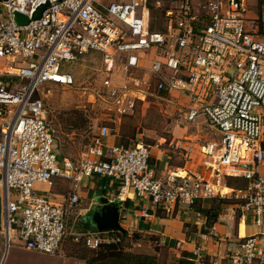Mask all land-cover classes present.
Listing matches in <instances>:
<instances>
[{"label": "built area", "instance_id": "2783aa9c", "mask_svg": "<svg viewBox=\"0 0 264 264\" xmlns=\"http://www.w3.org/2000/svg\"><path fill=\"white\" fill-rule=\"evenodd\" d=\"M45 2L39 18L24 25L14 21V9L31 15ZM255 5L256 24L248 26V0H1L0 58L11 68L0 69V224L6 241L18 238L28 250L59 251L67 212L80 197L73 192L56 202L49 191L35 187L51 185L56 177L76 182L103 177L116 188L109 199L125 200L131 194L136 207L149 203L165 212L181 203L203 222L198 202L232 198L239 203L222 206L218 218L237 208L261 225L264 37L257 30L258 22H264V0ZM156 9L164 15L162 30L151 28ZM89 52L100 56L101 91L117 117L148 97L175 102L176 94L186 99L177 123L204 124L219 136L200 144L208 176H155L150 145L136 140L107 146L112 132L107 125L93 131L77 163L57 153L54 130L36 93L44 83L72 85L70 65ZM193 150L185 149L188 155ZM230 176L248 183L224 194ZM111 232L80 231L74 240L80 238L89 249L119 243L120 235ZM234 245L228 264H264L258 234L237 237ZM204 257L196 245L191 260Z\"/></svg>", "mask_w": 264, "mask_h": 264}, {"label": "rangeland", "instance_id": "374dc122", "mask_svg": "<svg viewBox=\"0 0 264 264\" xmlns=\"http://www.w3.org/2000/svg\"><path fill=\"white\" fill-rule=\"evenodd\" d=\"M157 20L155 18L152 28L159 29L162 25ZM248 23L255 25L256 20L248 19ZM257 32L264 37V30L262 32L257 30ZM1 68L11 69L7 60L2 58H0ZM69 69L74 76L72 85L44 83L36 93L42 98L46 120L50 128L54 130L56 150L60 156H66L77 163L93 131L100 125H107L116 132L122 130L130 137L133 136V141L141 140L149 145H155L161 136L167 141L172 137L171 129L177 124L176 119L179 116L178 108H176L177 100L174 99L175 102H171L152 98L144 106L138 105L135 111L122 116L121 125L118 126L115 122L116 113L108 107L107 96L101 91L103 64L99 54L85 53L81 59L71 64ZM0 121L3 123L1 119ZM202 128H188L183 135V140L191 142L197 135L199 141L208 140L209 137L213 140L219 138L218 135L208 134L207 127ZM229 191L231 190L227 189V192ZM72 220L73 218H69L66 222V233L59 250L62 249L75 257L77 249L84 247L80 238L79 241L74 240L75 237H79L82 225L77 222L74 229L71 227ZM123 226L128 228L129 232L128 237L123 241L126 250L131 253L154 255L158 264H170L174 261L172 249L166 245V242L150 233L148 226L131 229L125 222ZM6 240V237L0 233V259L4 264L70 263L68 258L57 254L28 250L23 241L18 238H11L8 242Z\"/></svg>", "mask_w": 264, "mask_h": 264}, {"label": "crops", "instance_id": "0c3cea01", "mask_svg": "<svg viewBox=\"0 0 264 264\" xmlns=\"http://www.w3.org/2000/svg\"><path fill=\"white\" fill-rule=\"evenodd\" d=\"M249 1V9L247 12V18L253 19L258 14V8L255 5V0ZM250 26V23L247 24ZM176 96L177 107L185 106L187 104L186 99L183 96ZM152 98H146L145 100H139L136 103L135 108L140 105L144 106ZM176 104V103H175ZM135 108L127 114L135 111ZM116 117L118 126L121 125L122 116ZM3 123L4 119L0 118ZM1 123V121H0ZM1 123V124H3ZM195 127L201 128L207 127L208 134L218 135L217 132L204 124H189L180 125L175 124L171 129L172 137L168 141L163 137H159L155 145H150V163L149 166L153 173L157 177H164L166 174L177 173L178 175H185V173H193L197 176H208L209 168L204 164L205 157L200 153V144L213 140L208 138L205 141H199L198 135L193 141L183 140V135L186 134L188 128ZM112 130V129H111ZM132 134V133H131ZM133 136L125 134L122 130L116 132L112 130L111 134L106 137V145H117L122 143H133ZM128 144V145H129ZM123 145V144H122ZM262 145L264 146V137ZM189 146L194 148L190 155L186 154L185 149ZM106 186L103 189L102 186ZM35 187L40 190L49 191L51 197L56 202H63L67 196L76 192L80 199L79 202L69 209L66 216V222L69 218H73L71 227L75 229L77 222L82 225L81 231H95L91 227L86 219V212L91 204L98 201L100 197H106L109 203H116L119 207L120 218L119 224L128 232V228L123 226L129 224V228L147 227L151 230L150 233L155 234L160 240L166 242L167 246L174 252V263L178 258L183 255V252L190 254L189 259L192 258V251L196 245H199L203 249L205 255V262H193V264H219V260H222L220 264H228L227 255L230 250L234 248L237 237L248 236L252 234H258L261 243L264 245V216L263 223L256 225L253 222L252 215L250 213L241 216L239 209H235L234 213L217 218V222L214 223L215 231H210V227L206 228L205 222L199 220L195 212L192 211L187 205L177 204L176 207L165 212L159 208H155L149 203H145L143 206L136 207L135 199L130 194L125 200L117 198L109 199L110 191H115L116 188L113 183H110L103 177L95 176L90 178H82L80 181H74L72 179L54 178L51 185L45 183H36ZM227 189L234 190L233 187L226 184L222 190ZM231 191L226 194H230ZM202 208H208L211 204V199H205L197 203ZM143 207V208H142ZM142 208V209H141ZM146 208V212H144ZM84 218V220H83ZM86 227V228H85ZM125 232V233H126ZM0 233L3 235L1 229ZM5 237V236H4ZM66 251V250H65ZM60 257L68 258L70 263L68 264H86L82 259L76 256H70L62 249L56 253ZM4 255V254H3ZM5 259V256H4ZM0 264H4L0 259ZM65 264V263H64ZM171 264V263H170Z\"/></svg>", "mask_w": 264, "mask_h": 264}, {"label": "trees", "instance_id": "16d2710c", "mask_svg": "<svg viewBox=\"0 0 264 264\" xmlns=\"http://www.w3.org/2000/svg\"><path fill=\"white\" fill-rule=\"evenodd\" d=\"M151 14L154 18L158 19V22H163L164 15H161L159 10L156 9ZM259 22L258 30L262 32L264 30V22ZM162 29L163 26L160 25L159 30ZM122 144L128 145L129 143ZM247 183L248 181L243 177H226V184L234 189H243ZM236 203H239V201L232 198L213 197L210 206L201 209L206 217V228L217 222L222 206ZM111 233L119 234L121 241L119 243L102 244L95 249H89L83 245L84 248L77 249L76 257L82 259L86 264H158L157 258L154 255L131 253L124 248L123 241L128 237L127 232L122 234L121 232L112 231ZM189 256V253L183 252V255L171 264H193Z\"/></svg>", "mask_w": 264, "mask_h": 264}, {"label": "water", "instance_id": "95a60500", "mask_svg": "<svg viewBox=\"0 0 264 264\" xmlns=\"http://www.w3.org/2000/svg\"><path fill=\"white\" fill-rule=\"evenodd\" d=\"M1 1V0H0ZM48 6V2L41 3L28 15L17 9L13 10V19L20 25L27 24L30 20L39 18L42 11ZM119 207L116 203H109L106 197H100L97 202L90 205L86 212L87 223L98 232L117 231L125 234L124 228L119 224ZM1 222V206H0ZM1 229V224H0Z\"/></svg>", "mask_w": 264, "mask_h": 264}, {"label": "bare ground", "instance_id": "6f19581e", "mask_svg": "<svg viewBox=\"0 0 264 264\" xmlns=\"http://www.w3.org/2000/svg\"><path fill=\"white\" fill-rule=\"evenodd\" d=\"M223 192H225V189H223Z\"/></svg>", "mask_w": 264, "mask_h": 264}]
</instances>
